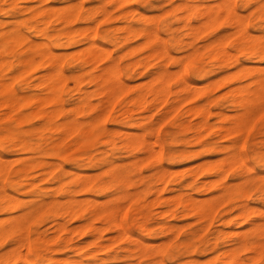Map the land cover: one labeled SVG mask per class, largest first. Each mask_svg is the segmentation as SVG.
I'll use <instances>...</instances> for the list:
<instances>
[{"label": "bare ground", "instance_id": "6f19581e", "mask_svg": "<svg viewBox=\"0 0 264 264\" xmlns=\"http://www.w3.org/2000/svg\"><path fill=\"white\" fill-rule=\"evenodd\" d=\"M99 1L97 6L85 7L83 0L63 5L52 3L54 0H0V13L10 12L9 18L0 17V210L10 212L21 205L20 196L7 192L6 185L8 182L18 185L25 180L27 185L36 186V177L32 174L35 169H43L38 179H53L57 183L44 188L52 192L50 200L40 199L28 210L0 219V243L16 236L20 244L18 250L0 253V261L15 264L18 255L22 258L21 264H83L81 255L69 258L52 254L62 247L73 248L76 252L83 249L87 244L72 242L70 233L75 231L93 236L91 241L87 238L89 243L96 245L86 252L91 259H116L120 256L118 251L98 256L99 251L109 246L100 239L110 228L116 230V240L125 237L132 241L131 245L123 246L125 256L136 252L141 257L168 249L170 243H158L163 239L151 242L133 234L125 221L129 208L123 199L134 193L129 190L133 172L142 175V165L147 162L153 166L147 175V188L155 197L134 211L135 217L140 219L136 226L138 232L153 228L150 222L141 220L147 216L151 203H161L165 207L158 210L160 215L193 214L207 219L206 227H209L215 221L218 206L230 202L238 211L234 215L226 212L221 224L243 228L228 231L215 228L212 236L201 244H198L200 228L190 229L178 238L168 255L178 256L182 247L188 257L178 264H264V169L258 171L257 166L249 164L243 150L246 136L255 122L264 117V64L251 62L254 59L264 62V0H252L258 2L260 11L258 34L250 29L252 21L238 10L237 2L251 0L171 2V7L161 14L173 15L174 21L182 22L184 34L177 33L178 28L174 29L170 21L160 26L156 16L135 7L118 13L108 8V2L118 5L123 0ZM142 2L150 7L153 5L149 0ZM223 21L229 30L201 43L209 37L210 29ZM104 22L114 25L102 28ZM133 38L142 40L124 46ZM174 51L182 53L176 55ZM16 54L19 69L10 74L12 56ZM210 61L223 67L224 80L234 78L240 82L214 96L212 90L216 85L213 81L199 85L190 78V72L206 76L210 70L205 63ZM232 67L235 70H230ZM28 72L33 73L31 79L24 77ZM135 74L145 80L132 83L130 80ZM18 78L23 79L19 88ZM69 79L74 81L71 87ZM85 82L93 87L87 88ZM68 90L77 95L69 107L64 99ZM93 96L98 97L96 102L92 101ZM198 99L202 102H196ZM119 100L122 104L113 114ZM212 101H224L236 111H229L230 114L219 110L217 120L211 122L209 104ZM146 111L148 113H144ZM86 112L90 113L84 117ZM110 118L118 124L127 122L134 129L108 128L106 122ZM169 120L176 130L162 132ZM175 133L179 135L176 139ZM208 133L217 134L219 138L241 133L243 137L224 144L205 139ZM100 134L106 137L105 144L119 141V147L134 159L123 163L87 151L79 159L104 168L98 169L100 172L96 174L75 171L67 179L58 159L63 143L72 139L74 144H84ZM176 143L184 147L176 149ZM194 143L204 147L190 149L189 145ZM1 148L8 152L30 153L34 158L23 162L12 174L10 159L18 160L23 155L8 158ZM251 150L264 164V151L258 150L256 143ZM214 151L222 155L214 160L205 157L208 160L195 164L187 177L179 176L178 192L164 194L174 172L165 161ZM48 157L55 159L48 160ZM200 173L215 175V178L199 180ZM231 173L234 174L232 178ZM102 174L106 178L103 179ZM213 187L219 188L217 194L202 195ZM184 188L196 189L198 195ZM252 189L257 192V203L250 201ZM58 191L68 198L65 201L57 199ZM98 193L105 198L100 200ZM46 207L51 208L49 215L54 220L55 233L42 237L37 232V236L31 238V223ZM67 218L82 222L69 227ZM157 229L159 233L179 230L169 220L160 222ZM197 249L212 255L203 260L196 258L192 253ZM154 264L165 262L159 258Z\"/></svg>", "mask_w": 264, "mask_h": 264}, {"label": "rangeland", "instance_id": "374dc122", "mask_svg": "<svg viewBox=\"0 0 264 264\" xmlns=\"http://www.w3.org/2000/svg\"><path fill=\"white\" fill-rule=\"evenodd\" d=\"M77 1H80V0H58V1L54 0V2H52V3H55L57 5H63L66 3L77 2ZM149 1L151 3H153V5L151 7L148 6L147 4H145L144 2H142V0H123V2H120V3L118 2V5L116 2H108V4H110V5H108L109 6L108 8L111 9L114 13L115 12L118 13V12L124 10L125 8L135 7L138 10L145 12L146 14L150 13L149 15L156 16L160 21V26L164 22L170 21L172 23V26L174 27V29L178 28L177 33H179V34L185 33V31H186L185 28L181 26L182 22L179 23L177 21H174L175 17L173 15L168 16V14H161V13H163V11L165 9L171 7V2L177 3V2H183V0H149ZM99 2H100L99 0H83L85 7L97 6ZM20 3L30 5V4H35L37 2H20ZM237 5H238V10L240 12H244V14L247 15V17L249 18L250 22L252 21V23H250L251 31H253L256 34L260 33V30H258L259 17H260L259 16L260 11L257 8L258 2H255L252 0L250 2H237ZM8 7H10V5H8ZM9 14H10V12L0 13V17L9 18ZM112 24L114 25V23L104 22L101 27L104 28V27L112 26ZM222 26H223V28H222ZM228 30H229V26H227L226 21H223L220 25L211 28L209 31V33H210L209 37H205L206 39H202L201 43L205 42L206 40L213 39V38H215V36L220 35L222 33H225ZM162 34L165 35L163 31H162ZM141 40L142 39H140V38H133V39L127 41L124 44V46L136 44V43L140 42ZM174 53L176 55H180L182 53V51H174ZM12 58H13V64L10 67L9 73L15 74L19 69V65L16 63V61L18 59V55L16 54V55L12 56ZM207 60H208V58H207ZM251 62L254 64H256V63L257 64L258 63L264 64V62H258L255 59L252 60ZM205 65H206V69L210 70L206 76H201V75H199L198 72H195V73L190 72V78L193 81H196L199 85H204L203 83H205V82L208 83L210 81H213L216 85L215 88L212 90V93L214 94V96H219L220 94H222L226 90H228L230 87H232V86H234L240 82L239 79H234V78L224 80L223 76L225 74V70L223 69L222 66H220L215 61L207 62V63H205ZM172 67H174L173 64H172ZM231 69L233 71V70H235V67L230 68V70ZM217 76L220 78H218ZM24 77L27 79H29V78L31 79L33 77V73L28 72L24 75ZM215 77H217V78H215ZM221 78H222V80H221ZM143 79L145 80V77L141 76L140 74H135L134 77L130 81L132 83H136L138 81H143ZM22 81H23V79H21V78H18L16 80L17 88L20 87ZM218 81H220V82H218ZM73 82L74 81L72 79H69L68 80V86L69 87L73 86V84H74ZM85 83H84L85 84L84 86H86L87 88L93 87L91 84H88L87 82H85ZM217 92H218V94H217ZM71 93L72 92L69 90L64 93V99H65L66 105L68 107L71 106V104L73 103V101L75 99H77V95L71 94ZM66 95H67V97H66ZM91 99L93 102H96L98 100V97L93 96ZM196 102L201 103L202 101L200 99H198ZM121 104H122L121 100H119L117 102V104H115L113 114L117 113ZM209 107H210V112H211L210 113L211 122H214L217 120V112L219 110H225L227 112L231 111V113L236 111L235 109H233L231 107H227L226 102H224V101H212L209 104ZM184 108H185V105L182 106V109H184ZM154 111H156V109ZM89 113L90 112L84 113L83 114L84 117H87ZM144 113H148V112L146 111ZM157 114L158 113L156 112V115ZM166 123H168V124H166ZM166 123H165L166 125L165 124L163 125L162 132L168 131V130H176V127H174L172 125L171 120L167 121ZM106 126H108V128L123 127L125 129H128V130L134 129L132 126L128 125L127 122L126 123L123 122L121 124H118V123L113 122L111 120V118L108 119V121L106 122ZM253 128L251 129V131L249 132V134L245 138L243 150H244V153L246 154V157H247L249 164H251L255 167L257 166L256 170L260 171V170L264 169V164H262V162L260 160H258L255 156L252 155L251 149H252V146H254V144L256 143L257 149L264 151V117L258 119V121L255 122ZM242 135L243 134L240 133V134H237L235 136H230L227 138H219L217 134L208 133L206 135L205 139H207V140H219L221 143L231 144L233 142V140L242 139L241 138V137H243ZM178 137H179V135L175 133L174 139H176ZM105 139H106V137H104L103 135L100 134L98 136H94V138H92V140L90 142H85L84 144H74L72 139H69L66 142H64L63 143L64 145L62 144L63 145V146H61L62 154L60 155V157H58V159L62 163V165L64 166V172H65L67 179L72 174V172H75V171L76 172L85 171V172L90 173V174H93V173L96 174L104 168V167L92 166L90 164H87L85 161H81L79 158L87 151L92 150L93 152H95L97 154H100V155L104 154L107 157H112V158L116 159L117 161H120V162L122 161L123 163L129 162L132 159H134V156H132L128 151L119 147L120 146L119 141H117L116 144H111V143L105 144ZM103 142H104L105 146L103 145ZM174 147L176 149H181L184 147V145L180 144V143L179 144L176 143V145ZM203 147L204 146H202L198 143H194L192 145H189L190 149H201ZM1 149H2L1 151L8 158L9 157L13 158L14 156L16 157V156H22L23 155V158L21 157V159H18V160L13 161L12 159H10L11 160V166H10L11 168L10 169H11L12 174L16 171V169H18V167L23 162H27L29 160H32V158H34L31 156L32 154H30V153H24V152L15 153V152H8L5 150V148H1ZM106 149H107V151H106ZM221 155H222L221 152L214 151V152H207V153L201 154L199 156H190V157L185 158V159L177 158V160H175L173 162L165 161V164L174 170V172H173L174 176L172 175L173 179L170 183H168V186H167L164 194L165 195H170V194L172 195V194H175L176 192H178L176 190V188H179L180 185L177 184L176 181L178 180L179 176L183 174L184 177H187L195 164L197 165L198 163L203 162L206 158L211 159V160L217 159L216 157H218V156L220 157ZM128 157H130V158H128ZM47 159L51 160V159H55V158H49L48 157ZM208 159H206V160H208ZM144 164L142 165V169H143L142 175L143 176L146 175V176H144V178L141 179L142 175H139L138 172L134 171L133 172V182L129 185V190L131 189V192H134V193L127 195L123 199V202L128 204V208H129V209H127L128 213L126 214V218H127V220H125L126 225H127V227H129L132 230L133 234L139 235L144 240H148L151 242H158V241L163 239V241H160L158 243H161V242L170 243L168 249L163 250V251H158L156 254L145 255V256H141V257L136 252H134L133 254H131L129 256H125V255H123L124 254L123 246L131 245L132 241L130 240V238H125V237L116 240L115 237H116L117 232L115 229L110 228V229L105 230L104 236L100 239L101 243L108 244L109 246H108V248L102 249L101 251H99L98 256H104L105 253L108 251L111 252L112 254H114L118 251L120 254V256L118 258H116V259L115 258H108L106 260L91 259L90 256H88L86 254V252L91 250L92 248L96 247L95 243H89L93 239V236L90 235L89 233H80V232H76V231L70 233V235L72 237V242L78 243V244H87V245L83 249H81L79 252L78 251L76 252V250H74L73 248L62 247L60 250L54 251L52 253L54 257L68 256L69 258H75V256L81 255L83 260H84L83 264H124L127 262H131V263L137 262L138 264H154L155 261H157L159 258H163L165 264H178L180 261H182L188 257L187 252L181 247L180 248V250H181L180 254L174 258H171L167 252L170 249H172L173 247H175L176 243L178 242V238H182V236L184 235V233L186 231H188L190 229H194V228H200L199 235H198V244H201L203 242V240L212 236L211 232L215 228H223L224 230H227V231L234 229V228L235 229L243 228V226H238L236 224H231V225L221 224V220H222V218L226 212H228V215H234L238 211L237 210L238 208L231 207L232 204H230V202H228L227 204H220L218 206L217 211L215 213V219H214L215 221L209 227H206V224L208 222L207 219H200L196 215H193V214L186 215V216H180V215H178V216H163V215H160L158 213V210L165 208V207L161 203H151L149 205V207L147 208L148 209L147 216L141 220H143V221L146 220L147 222H150L151 225H153V228L150 231H146V232H142V233L138 232L136 229V226H137L140 219L138 220L135 217L134 211H135V209L143 207L144 205L146 206V204L153 197H155V194L153 193V191L149 190L147 188V186H148V176L147 175L152 172L153 166H151V164H148L147 162H145ZM68 167H70V168L68 169ZM178 167H179V171H177ZM180 167H184V168L180 169ZM176 168H177V170H176ZM42 171H43V169L41 168V169H35L32 172V174L35 175V177H36V181H37L36 186L27 185V182L25 180H23L18 185L14 184V183H10V182L7 183V185H6L7 192L13 193V194L17 195L18 197L20 196L19 199L21 201V205L18 206L16 209L10 211V212L0 210V219L5 218L4 216H6V215L9 216V215L20 214V213L28 210L29 208H31L33 204L38 203L40 201V199H44V200H50L51 199L52 192L47 190V189H44V188H46V186H50V185H52V186L57 185V183L53 179L51 181H47L44 179L43 180L38 179L39 177L42 176ZM184 171H185V173H184ZM233 175L234 174L231 173L230 178L234 177ZM101 177L104 179V178H106V175L102 174ZM212 178H215V175H207V174H203V173L199 174V180H208V179H212ZM156 185H161V182L160 183L156 182ZM139 186H141V187H139ZM184 190H189L194 195H198V193L195 192L196 189H187V188L185 189L184 188ZM218 192H219V188L213 187V188H210L208 190H205V192L202 195L204 197H206V196L209 197V196L217 194ZM24 193H26V194H24ZM147 193H149V194H147ZM251 193H252V197L250 198V201L252 203H257V201L255 199V197L257 196V192H255V190L252 189ZM56 196H57V199L61 198L60 200H62V201H65L68 198L67 195H64L60 191H58L56 193ZM97 196L100 200L105 198L102 193H98ZM219 208H220V210H219ZM50 210H51V208L46 207V210L43 211L40 215H38L32 221V223H31V238H34L35 236H37V232H39L42 237H50L51 235H53L55 233L54 232V229H55L54 220H53L52 216L49 215ZM194 217H195V219H194ZM164 220H169L172 223L177 225V228H179V230L177 229L178 232L175 230V232L178 234L177 237H175V235H176L175 232H170V233H159V232H157V230H158L157 227L160 225V222H162ZM74 222H76V223H74ZM81 222H82L81 220H78L75 218H67V224L69 227H73V226H75ZM52 224H53V226H52ZM172 235H173V237H172ZM87 238H90V241H89V239L87 240ZM169 238H171V240H169ZM19 245L20 244L16 240V236H11V237H9V239L7 238L5 241L0 243V253H9L13 249L18 250L17 247ZM170 246H171V248H170ZM19 249H20V246H19ZM162 254H164V255H162ZM165 255H166V257H165ZM192 255L196 258L203 260V259H207L208 257H210L212 255V253H210L209 251H201V250L199 251V249H197V251L193 252ZM32 257H34V256H32ZM15 262H16L15 264H17V263L21 264L22 258L17 255ZM0 264H4V263L0 261Z\"/></svg>", "mask_w": 264, "mask_h": 264}]
</instances>
